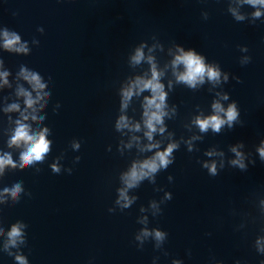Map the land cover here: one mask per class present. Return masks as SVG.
I'll return each instance as SVG.
<instances>
[{
    "label": "water",
    "instance_id": "water-1",
    "mask_svg": "<svg viewBox=\"0 0 264 264\" xmlns=\"http://www.w3.org/2000/svg\"><path fill=\"white\" fill-rule=\"evenodd\" d=\"M0 264H264V0H0Z\"/></svg>",
    "mask_w": 264,
    "mask_h": 264
}]
</instances>
